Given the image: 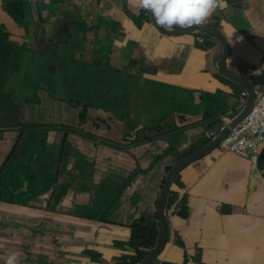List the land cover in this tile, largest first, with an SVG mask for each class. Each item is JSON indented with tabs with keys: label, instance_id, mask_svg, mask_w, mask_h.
Returning <instances> with one entry per match:
<instances>
[{
	"label": "crops",
	"instance_id": "crops-1",
	"mask_svg": "<svg viewBox=\"0 0 264 264\" xmlns=\"http://www.w3.org/2000/svg\"><path fill=\"white\" fill-rule=\"evenodd\" d=\"M3 1L0 0V23L6 19ZM100 1H106L110 6L107 18L117 20L121 25L108 27L111 30L109 39L97 36L95 43L102 49L112 46L124 52L120 71L141 75L149 86L145 91L129 86L127 92L131 109L129 131L126 133L130 142L129 158L121 162L114 157L79 159L64 156L62 166V155H56L50 165L49 162H38V170L40 166L47 170L52 163L54 183L48 192L49 202H38L30 193L25 203L10 205L9 220L16 232L9 248L2 250L6 252L0 264H6L9 254L14 252L19 251L26 256L31 248L38 253L25 234H33L41 217H54L50 231L73 235V238L56 246H63L65 250L60 264H124L126 257L133 256L129 244L130 225L137 223L151 228L157 224L156 199L165 171L178 160L177 154L190 153L197 141L208 139L209 125L218 126L233 119L244 107L242 89L217 72L216 59L221 49L215 41L204 39L199 42L195 35L188 34L162 35L150 21L137 26L135 16L125 18L129 7L136 5L134 0ZM224 3L225 7H218L204 22L225 36L229 45L227 65L231 70L239 71L244 65L257 66L264 56V0H224ZM10 7L17 11L19 5L11 3ZM103 24L99 23L100 26ZM6 26L8 31L17 30L12 20ZM53 33H61L59 44L74 42L66 26L60 22L49 25L47 21L37 35H33L31 30L23 31V35L8 38V41H18L20 46L29 50L34 40L52 44L49 38ZM34 36L38 38L33 39ZM71 48L79 52L84 46L76 42ZM7 58L9 63L0 74V115L5 117L11 137L6 135L0 140V148L7 149L0 153V194L3 193L1 188L11 182L10 163L17 155L12 151L16 141L21 144L24 138L21 127L27 123L30 128L40 125V115L34 116L25 101L26 95L35 90L32 77L38 74L37 67L21 66L12 57ZM60 58L65 62L63 58L67 56L63 52ZM24 67L28 69L22 71ZM247 75L255 93L261 92L264 87V60L257 71H248ZM153 86L158 88V92L150 89ZM121 87L117 85L118 90ZM178 89H182L179 94ZM237 90L240 94L236 93ZM163 91L168 92L165 99L161 98ZM140 92L143 100L139 107L135 97ZM13 95L16 99H12ZM14 100L19 104V114L12 112ZM162 118H165L164 126L159 125ZM217 126L211 131H216ZM16 129H20L19 132L16 133ZM150 129L154 132L145 135L144 132ZM31 130L35 140L43 126H34ZM145 139L156 142L150 146L143 145ZM148 148L152 151L147 152ZM168 149L175 153L167 154L152 166L151 158L163 155ZM18 156L19 159L14 160L16 164L26 158L19 153ZM91 163L94 166L91 167ZM112 163L126 164L125 174L114 176ZM73 170L79 173L81 170L83 175L70 177ZM97 174L102 175L97 178ZM133 175L136 178L129 183ZM175 178L170 190L182 198V203L174 215L168 216L166 212L165 218L169 219L166 245L155 264H264V143L255 164L233 153L220 154L214 150L183 168ZM36 179L33 174V181ZM40 179L43 181L45 176ZM105 181L116 185L107 195L103 192ZM16 182L21 183L15 180L14 185ZM129 184L131 192L121 207L117 199ZM13 189L17 191L16 186ZM16 196L23 200L24 192L19 191ZM92 197L93 209L97 211H94L95 217L80 215L81 209L91 207ZM44 206H51L58 212L52 215L43 213ZM32 212L36 217H24L31 216ZM171 232L177 237L176 244L170 243ZM18 261L19 258L17 264Z\"/></svg>",
	"mask_w": 264,
	"mask_h": 264
},
{
	"label": "water",
	"instance_id": "water-1",
	"mask_svg": "<svg viewBox=\"0 0 264 264\" xmlns=\"http://www.w3.org/2000/svg\"><path fill=\"white\" fill-rule=\"evenodd\" d=\"M11 3L21 6L20 10L15 15H12V13L16 11L11 9ZM3 4L6 19L1 21L2 24L0 23L2 29H7L6 23L9 22L10 19H14L18 24H20V20L18 18L20 16H25L26 14L34 15L38 18V22L40 23L39 28L41 31L44 27V22H46L47 19H49V21H47L49 25H52L56 23V21L60 20V24L68 26L70 33L71 28L64 17L69 16L71 20L76 22L73 27L76 38L73 39V43L68 45V49L72 53L70 61H62L60 56L54 59V53L56 50L51 47L52 44L37 43L36 40H34V44L29 50H26L25 52H18L15 46H20L21 44L18 43V41L9 40L12 50L11 57L18 64L21 66L24 64L27 67L34 65V68L37 67L41 69V72L45 71L47 68L52 71L54 70V67L65 70H84L87 78L96 82L99 87H102V91H104L110 84L117 85L115 81L116 77H110L109 71L115 70L117 72H121L120 69L123 64L122 58L125 55L124 52H121L119 49H115L112 46L102 49L95 43L94 40L97 36L109 39L111 30L108 27L121 25L117 20L112 21L107 18L109 16H106V12L108 10V4L106 2L100 0H34L33 5L32 0H4ZM67 4L69 8H66ZM26 6H30L31 10H25ZM217 9L218 7L214 11ZM63 13L64 16H61ZM149 21L162 35L178 36L188 34L215 41L221 49V54L216 59V69L218 74L225 79L236 83L245 93L246 98L242 111L236 117L218 125L215 134L210 139L200 144V147L198 146L197 149L195 148L187 155L178 159L166 173L155 203V216L158 226L156 240L154 246L139 264H152L164 250L166 245V205L170 185L176 175L192 162L201 159L216 150L218 144L224 139L230 130L239 124L253 108L256 100V93L252 83L248 79L247 72L257 71L264 60L263 56L260 61L261 63L257 66L244 65L239 71H233L227 65L229 45L221 31L208 26L206 23L189 28L177 26L173 31H166L155 22V18L150 11ZM101 22L104 23L102 26L99 25ZM21 25L23 26L25 32L31 30L29 27H26V25L24 26V23ZM22 32L14 29L8 31L10 36L14 35L15 37L23 35ZM37 38V36L33 37V39ZM76 42H78L79 45L84 46V48L79 52H75V48H71V46ZM96 59H100V62L97 63ZM46 60H55V63L50 66L46 64ZM125 75L126 77L123 78L120 85L122 87L118 90V95L114 98V103L118 104L115 108L117 110V118L119 120L118 135L121 136L126 132V127L123 125V118L129 117V114L131 113L127 96L129 86H135L139 89V91L149 88L148 81H145L141 75H132L130 73H125ZM105 95L106 94L104 93V96ZM139 95L140 94L136 95L135 102L140 107L143 98H139ZM104 157L109 158L106 155ZM32 166L34 168V179H36L38 175V162H33ZM115 187L116 185L114 182L107 181L103 186L104 194H110ZM10 205H12V203L0 201V259L6 252H2V250H7L9 248V244L13 241V236L16 232L14 225L9 220L10 217L8 209L10 208ZM52 208L53 207L47 210L49 215L56 214L58 212L55 208ZM84 209L88 210L89 208L85 207ZM53 218L54 217H41L38 221V227L34 230L33 234H25V236H27V238H29L36 246L38 253L34 252L31 248L28 249V254L26 256L22 255L19 251L16 252L18 253L19 258L18 264H60L64 257L65 250L63 246H56L65 240L73 238V235L50 231L49 226L52 225Z\"/></svg>",
	"mask_w": 264,
	"mask_h": 264
},
{
	"label": "flooded vegetation",
	"instance_id": "flooded-vegetation-1",
	"mask_svg": "<svg viewBox=\"0 0 264 264\" xmlns=\"http://www.w3.org/2000/svg\"><path fill=\"white\" fill-rule=\"evenodd\" d=\"M32 4L34 5V0H32ZM20 8L19 5L18 9ZM10 20L16 24L19 32H22V29L24 31L23 26L18 24L16 20ZM20 20L24 23V26L26 25L31 29L33 35L41 32L38 18L34 15L26 14ZM65 26L68 29V26ZM0 34L11 39L15 38L14 35H9L6 28L1 29ZM61 45L65 47L66 44ZM64 53L67 58L63 59L70 61L72 53L68 47L64 49ZM54 63L55 60H46V64L50 66ZM36 70L38 74L32 77L35 90L26 95L25 101L29 105L43 102L45 114L44 119H40L39 123L43 126L42 139L37 142L32 137L33 130L31 128L40 125H33L30 128L28 123L23 124V127H21L22 135L24 138H30L31 143L30 147L26 149H21V144L17 147V152L21 156L26 158L27 156H33L34 152L28 150L37 151V146H40L43 152L51 154L55 151L56 155L73 156L79 159L86 157L98 158L105 155L113 158L117 152H128L130 142H128L126 133H128L129 117L123 118L126 132L122 134L121 138H118L119 120L114 103V98L119 92L117 85L110 84L102 91V87L87 78L84 70H65L55 67L52 71L48 68L43 72L39 68ZM102 92L106 94L104 98H102ZM12 99H16V96L13 95ZM103 103L106 104L107 108L102 106ZM13 111H16L17 114L20 112L19 104H15V100ZM19 130L16 129L15 132L17 133ZM72 135L75 136L71 141ZM131 144L133 143L131 142ZM16 145L17 141L14 147ZM49 157L52 156L49 155ZM107 165L110 166V163ZM90 166H94L93 163ZM89 169L92 171L91 168ZM24 217L36 216L32 212L31 216Z\"/></svg>",
	"mask_w": 264,
	"mask_h": 264
},
{
	"label": "rangeland",
	"instance_id": "rangeland-1",
	"mask_svg": "<svg viewBox=\"0 0 264 264\" xmlns=\"http://www.w3.org/2000/svg\"><path fill=\"white\" fill-rule=\"evenodd\" d=\"M104 2H106V1H104ZM106 3L108 4V2H106ZM66 8H69L68 7V4H67V7ZM25 10L30 11L31 10V7L30 6H26L25 7ZM109 10H110V6L108 4V10H107V12ZM129 10L132 11V12H134V13H136V15L139 14L138 12H136V10L134 8H131L130 9V7H129ZM61 16H64V13L61 14ZM64 18L66 19V21L68 22L69 27L71 28V36L73 37V39H75L76 38V34L74 32L73 27H74V24H76V22L73 21V20H71V18L69 16H65ZM59 22H60V20L56 21V23H54L52 25H58ZM60 36H61V33L59 35L53 33V35L51 36V38H49V40H51V42H52V46L51 47L53 49H56V52L54 53V59H56V57L60 56L64 52V49H66L68 47V44H66L65 47L59 44V41L61 40V37ZM15 48H16V50L18 52H25L26 51V49L24 47H22V46L16 45ZM96 62L99 63L100 62V59H96ZM27 69L28 68H25L24 67L22 71H26ZM109 73H110V75H109L110 77H116L115 78V81H116L118 87H120L123 78L126 77L124 71L117 72L115 70H110ZM24 74H26V72ZM150 89H153L155 92H158V88H156L155 86L150 87ZM145 90H147V88H145L143 91H145ZM181 92H182V89H178L177 93L179 94ZM139 94H140L139 95V98L143 97L141 92ZM102 97H104V92H102ZM167 97H168V92L167 91H163L161 98L165 99ZM175 104H177V102H175ZM242 104L244 106V101H242ZM102 106L104 108H107L106 107V104H104V103H103ZM115 106H118V104L115 103ZM30 108H31V112L33 113L34 116L40 115V119H44L45 107L43 106V102L33 103V104L30 105ZM48 108H49V105H48ZM33 109H36V110H33ZM164 122H165V118H162L160 120V122H159V125H163L164 126ZM6 123L7 122H6L5 117L2 116V115H0V140L2 139V137H5L6 135L8 137H11L10 131H8L6 129V125H5ZM153 132H154L153 129H150V130H146L144 132V134L145 135H151ZM140 137H141V135H139V138ZM144 137H146V136H144ZM158 138L161 139V137H158ZM201 138L202 137H200V139ZM41 139H42V136H41V132L39 131L36 134L35 140L37 142H40ZM144 141L145 142L143 143V145H148V146L153 145L152 143L153 142H156V140H153V139H151V140L145 139ZM202 142H204V139H201V140L197 141V143L194 144L192 146V148H196L197 149L198 146ZM30 143H31L30 138H24L22 140V142H21V147L20 148L21 149L29 148L30 147ZM170 144L172 145V143H170ZM33 146H35V145H33ZM156 148H158V147H156ZM5 151H7V149L0 148V153H4ZM28 151L34 152V155L33 156H27V158L21 159L20 163H17V164L14 162V160H18L19 159V156H18V154L17 155H14L13 161H11V163H10L11 175H10V178L9 179L11 180V182H10V184L9 183L5 184L3 186V188H1V190L3 191V193L0 194V201H4V202H8V203H18V204L25 203L26 200H27L26 199V196H28V195H30V193H32L34 195L32 198L35 197L34 199L36 201H38V202H44V203L49 202L48 192L50 191L51 185L54 183V172H53L52 163H51V166H47V170H45V168L43 166H40V169L38 170V177H37V179L35 181H33V168H32V163L33 162H42V163L43 162H49V165H50L51 159L53 157H55L54 155H56L57 153L55 151H53L51 154L48 153V152H43V151H41V147L40 146H37V151H32V150H28ZM151 151L152 150L148 148L147 152H151ZM13 152L18 153L17 150H15ZM169 153H175V151L173 149H168L164 154L162 153L163 155H160V156H156L154 158H151L152 159V166H154V164L157 161L161 160L162 158H164ZM49 155L52 156V157L49 158ZM128 158L129 157H128L127 153L117 152V154L114 156V160L115 159H118L121 162H126V160ZM124 165L126 166V164H124ZM125 166H119V165H116V164H113L112 163L113 175L114 176L124 175L125 174ZM62 170H64L66 172L65 167H63ZM7 173L9 175V171ZM165 173H167V172H165ZM42 175L45 176V179L43 181H40L41 180L40 178H41ZM101 175L102 174H97L96 177L98 178ZM71 176L72 177H75V176L77 177V176H80V173H79L78 170H73L70 173V177ZM106 178L109 179L108 175H107ZM112 178H114V177H112ZM135 178H136V175L131 176L132 181ZM15 180H20L21 183L16 182L15 185H14ZM105 183H106V181L103 184H105ZM13 186H16L17 191L13 189ZM161 186H162V184H161ZM19 191L24 192L23 200L20 199V198L17 199L16 193L19 192ZM130 192H131V185L129 184V185H127V186H125L123 188V191H122L121 195L117 199V203L121 207L124 205V203L126 201V197L128 196V194ZM59 196H60V194L57 195V198H59ZM93 198L94 197H92L91 207L88 210L81 209L79 211V214L80 215L86 214L89 217H95V212L94 211H96V210L93 209V204H94ZM181 200H182V198H181ZM21 205H23V204H21ZM49 208H51V206H44L43 209H42V212L43 213H47V210ZM169 209L166 211L168 216H170V210ZM165 219H166L165 224H166V227H167L166 229H168L169 219H168V217H166ZM119 259H120V257H119ZM156 260L153 261V262H156Z\"/></svg>",
	"mask_w": 264,
	"mask_h": 264
},
{
	"label": "built area",
	"instance_id": "built-area-1",
	"mask_svg": "<svg viewBox=\"0 0 264 264\" xmlns=\"http://www.w3.org/2000/svg\"><path fill=\"white\" fill-rule=\"evenodd\" d=\"M144 17H148V11L140 7H132ZM134 13V12H132ZM136 15V13H134ZM205 24L203 22L201 25ZM199 42L204 41L205 38L196 36ZM244 98L245 93H241ZM216 131L209 130L206 136L210 139ZM264 143V87L261 92L256 93V100L251 111L237 124L224 139L218 144L216 151L220 154L230 152L234 155L246 158L255 164L258 159L259 150ZM181 206V197L178 196L177 200L170 207V216L174 215ZM177 237L171 232V244H176ZM139 264V263H136Z\"/></svg>",
	"mask_w": 264,
	"mask_h": 264
},
{
	"label": "clouds",
	"instance_id": "clouds-1",
	"mask_svg": "<svg viewBox=\"0 0 264 264\" xmlns=\"http://www.w3.org/2000/svg\"><path fill=\"white\" fill-rule=\"evenodd\" d=\"M134 3L136 5L132 7L148 11V18L150 11L155 22L166 31H173L177 26L189 28L201 25L217 7L226 6L224 0H134ZM125 18L129 19L127 15ZM17 260L18 253H11L6 264H17Z\"/></svg>",
	"mask_w": 264,
	"mask_h": 264
},
{
	"label": "trees",
	"instance_id": "trees-1",
	"mask_svg": "<svg viewBox=\"0 0 264 264\" xmlns=\"http://www.w3.org/2000/svg\"><path fill=\"white\" fill-rule=\"evenodd\" d=\"M19 10L20 9H18L16 12L12 13V15H15ZM125 14H128L127 16L129 18H130V15L135 16L134 14H132L129 11H126ZM22 17L23 16H20V19ZM145 21H149V18L144 17V15H142V14L135 16V22L137 23V26H141L142 23ZM20 24H22L21 20H20ZM1 29H2V27L0 25V33H1ZM206 40H208V39H206ZM11 52H12L11 44L8 41V37L2 36L0 34V74H2V72L4 71V69L6 68V66L9 63V60L7 57H11ZM238 88H240V87L238 86ZM236 93L240 94L239 90H237ZM116 115H117V110H116ZM207 117H211V116L208 115ZM217 120H219V119H217ZM216 126L215 125H209L208 129L214 130L216 128ZM207 140L208 139H205L204 142ZM204 142H202V143H204ZM18 146H20V144H17L16 147H14L13 151L17 150ZM194 149L195 148H192L190 151H193ZM183 156L181 154H177V159H180ZM10 157H11V155H10ZM65 158L66 157H64V156H62L60 158V161L62 162V166H63V161ZM169 169L170 168H167L165 172H168ZM80 173H82V172L80 171ZM175 179L173 180L174 181L173 183H175ZM131 181H132V179L130 177L129 183ZM119 194H120V192H119ZM177 198H178V195L175 192L170 190L169 195H168V199H167V206H166L167 210L172 206V204L177 200ZM181 203H182V200H181ZM130 226H131L130 227L131 233H130L129 244L133 250V256L126 257L124 259V264L140 263L143 260V258L148 254L150 249L154 246L156 236H157V227H158L157 224H155L151 228L141 227V225L137 224V223L132 224ZM152 264H155V262H153Z\"/></svg>",
	"mask_w": 264,
	"mask_h": 264
}]
</instances>
